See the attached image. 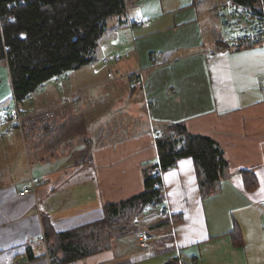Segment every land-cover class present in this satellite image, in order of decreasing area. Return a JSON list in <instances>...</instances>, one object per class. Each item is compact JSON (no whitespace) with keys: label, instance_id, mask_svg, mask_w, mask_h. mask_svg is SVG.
I'll list each match as a JSON object with an SVG mask.
<instances>
[{"label":"crops","instance_id":"1","mask_svg":"<svg viewBox=\"0 0 264 264\" xmlns=\"http://www.w3.org/2000/svg\"><path fill=\"white\" fill-rule=\"evenodd\" d=\"M226 3L130 1L127 22L110 20L100 44L102 55L130 58L99 60L48 85L54 96L27 107L24 134L0 128V264H58L54 254L61 264H264V46L229 47ZM109 70L123 77L109 80ZM13 91L0 62V108ZM172 123L223 150L228 167L216 190L205 195L194 159L182 157L162 171L158 203L171 218L149 223L152 203L129 216L132 231L115 228L103 249L70 258L53 248L56 234L98 222L107 204L145 191L146 172L159 162L157 138ZM61 133L67 139L58 145ZM31 179L36 190L21 195ZM147 229L144 247L137 235Z\"/></svg>","mask_w":264,"mask_h":264},{"label":"trees","instance_id":"2","mask_svg":"<svg viewBox=\"0 0 264 264\" xmlns=\"http://www.w3.org/2000/svg\"><path fill=\"white\" fill-rule=\"evenodd\" d=\"M130 1L0 0V62L9 67L16 97L27 103L41 85L56 76L97 63L110 20L126 23ZM232 1L255 15L260 12L261 0ZM157 145L159 162L148 168L143 193L107 204L106 215L98 222L56 234L58 242L52 247L70 258H80L108 245L115 228L132 231L129 216L163 200L160 169L175 167L182 157L194 159L205 195L213 193L226 174L228 162L218 143L208 135L190 132L184 123L168 124ZM54 262L61 264L65 259L58 260L54 254Z\"/></svg>","mask_w":264,"mask_h":264},{"label":"built area","instance_id":"3","mask_svg":"<svg viewBox=\"0 0 264 264\" xmlns=\"http://www.w3.org/2000/svg\"><path fill=\"white\" fill-rule=\"evenodd\" d=\"M127 5L126 11L128 9ZM226 11L222 14L223 26L229 27L235 34L231 37L230 45L231 48H244L255 45L264 46V0H261V9L258 15L252 13L248 8L237 7L232 0H227ZM136 46L134 47V50ZM137 50V49H136ZM137 53V52H136ZM163 52H154L151 54V60L153 63L157 62V59L162 56ZM131 57V51L122 53H107L102 57L104 65L112 66L115 63L121 62ZM68 72L65 75H58L55 77L56 82H60L63 76L70 75ZM144 69H139L137 75L142 78ZM123 76H118L114 70L108 72V78L112 81L117 80ZM44 84L40 86L43 88ZM261 89L264 92V80L261 82ZM28 116V110L24 103L20 101L13 91V100L11 103L0 108V128H5V135H10L15 130H20L24 134V121ZM159 135L156 136V138ZM159 174H162L160 169ZM38 181L31 179V184L24 187L20 192L21 195H25L34 192L37 188ZM153 210H155L154 216L150 218L149 223L157 221L159 219H169L172 217L171 211L168 205L153 203ZM138 240L141 246H148L151 234L149 230H141L138 235ZM174 241L169 243V246H173Z\"/></svg>","mask_w":264,"mask_h":264},{"label":"rangeland","instance_id":"4","mask_svg":"<svg viewBox=\"0 0 264 264\" xmlns=\"http://www.w3.org/2000/svg\"><path fill=\"white\" fill-rule=\"evenodd\" d=\"M225 30H227V31H229V32H231L230 30H228V29H225ZM110 39L112 38V37H109ZM102 42L103 41H100V44H102ZM100 56H102L103 57V55L102 54H100ZM99 60H102V58H100L99 57ZM123 62H125V61H123ZM120 62H118V63H115V65H117V64H119ZM95 64H97V63H95ZM98 65V64H97ZM114 65V64H113ZM86 68H90V65H88V66H86V67H84V68H82V69H86ZM110 71V70H109ZM108 71V72H109ZM74 72H76V71H73V72H71L70 74H72V73H74ZM70 76V75H69ZM107 77H108V74H107ZM68 77H66V76H63L62 78H61V80H60V82H56V80H55V78H53V79H51L50 81H48L47 83H45L44 85H46L47 86V88L45 89V92H42V93H40V91L41 90H43L44 88H39L35 93H34V95H33V99L31 100V104H27V103H25V102H23L24 103V105H25V107L27 108V107H30L31 105L34 107V105L33 104H35L34 102H37V103H40L41 101H42V99H44V98H46V96H48V97H51V96H54L52 93H50L51 91H49L50 89H54V86H60L59 85V83H61V82H63L64 80H66ZM110 80V79H109ZM48 85H49V88H48ZM45 87V86H44ZM52 98V97H51ZM32 102H33V104H32ZM62 113H65V114H63V115H61L60 117H65V116H67L68 114H67V112L66 111H64V112H62ZM37 117H39V116H37ZM36 117V118H37ZM82 127V129L85 131V133H86V126L85 125H82L81 126ZM2 128V127H1ZM1 130L2 129H0V132H1ZM84 131H82V132H84ZM23 132H24V130H23ZM58 136H60V138H59V140L58 141H56L57 143H58V145H61V142L63 141V140H65V139H67V136H66V134L65 133H61V134H59Z\"/></svg>","mask_w":264,"mask_h":264}]
</instances>
